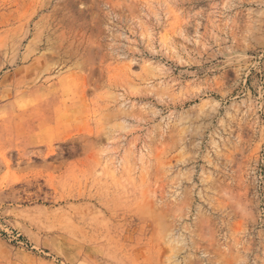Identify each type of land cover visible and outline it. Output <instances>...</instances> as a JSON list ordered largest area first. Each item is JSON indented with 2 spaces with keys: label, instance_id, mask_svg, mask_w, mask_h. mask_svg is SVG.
<instances>
[{
  "label": "rangeland",
  "instance_id": "1",
  "mask_svg": "<svg viewBox=\"0 0 264 264\" xmlns=\"http://www.w3.org/2000/svg\"><path fill=\"white\" fill-rule=\"evenodd\" d=\"M0 264H264V0H0Z\"/></svg>",
  "mask_w": 264,
  "mask_h": 264
}]
</instances>
